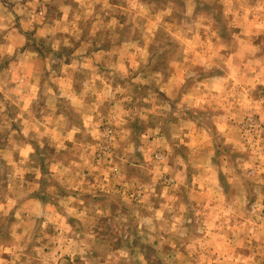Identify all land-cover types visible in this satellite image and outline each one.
Returning a JSON list of instances; mask_svg holds the SVG:
<instances>
[{
  "label": "clouds",
  "instance_id": "obj_1",
  "mask_svg": "<svg viewBox=\"0 0 264 264\" xmlns=\"http://www.w3.org/2000/svg\"><path fill=\"white\" fill-rule=\"evenodd\" d=\"M0 264H264V0H0Z\"/></svg>",
  "mask_w": 264,
  "mask_h": 264
}]
</instances>
